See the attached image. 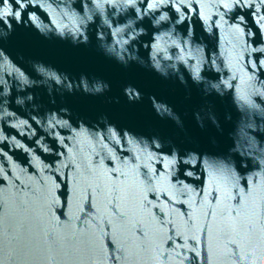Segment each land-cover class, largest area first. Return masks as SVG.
I'll use <instances>...</instances> for the list:
<instances>
[{
  "label": "water",
  "instance_id": "water-1",
  "mask_svg": "<svg viewBox=\"0 0 264 264\" xmlns=\"http://www.w3.org/2000/svg\"><path fill=\"white\" fill-rule=\"evenodd\" d=\"M0 264H264V0H0Z\"/></svg>",
  "mask_w": 264,
  "mask_h": 264
}]
</instances>
